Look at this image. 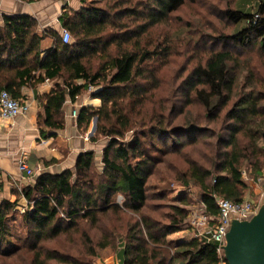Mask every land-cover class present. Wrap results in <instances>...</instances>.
Instances as JSON below:
<instances>
[{"label":"trees","instance_id":"obj_1","mask_svg":"<svg viewBox=\"0 0 264 264\" xmlns=\"http://www.w3.org/2000/svg\"><path fill=\"white\" fill-rule=\"evenodd\" d=\"M194 2L81 0L79 10L60 18L73 41L64 44L52 32L56 46L42 61L44 35L37 33L36 21L2 16L0 92L18 100L21 87L31 81H56V90L43 96V125L54 131L64 127L66 100L74 104L90 93L101 105L81 108L77 126L86 130L97 117L91 140L107 137L108 141L100 173L93 171L95 153L86 151L77 157L73 172H41L22 188L29 209L21 215L25 235L17 242L9 222L18 211V199L0 203V264H93L97 250L106 248L116 251L121 264L220 263L213 242L169 239L187 229V210L173 204L150 205L148 185L153 175L161 174L184 188H194L205 214L213 217L215 198L233 203L246 199L249 184L244 173L253 181L263 177L264 80L253 71L244 72L233 52L256 49L264 56V0H259L255 14L228 10L226 19L233 26L242 20L246 26L217 38L206 61L181 80L168 108L149 110L147 104L160 89V66L150 64H157L162 51L143 40L152 28L165 25L172 13ZM111 47L117 50L115 55L109 53ZM92 59L99 60L94 72L88 67ZM37 71L42 72L38 77ZM195 103L202 111L193 116L185 109ZM177 118L181 119L175 122ZM172 156L182 158V169ZM118 196L123 197L122 205L116 203ZM180 202L186 205V197ZM123 215L131 217L123 228L103 227L96 240L88 232L100 228L104 219L121 221ZM61 240L78 245L80 253L69 255L46 246Z\"/></svg>","mask_w":264,"mask_h":264},{"label":"rangeland","instance_id":"obj_2","mask_svg":"<svg viewBox=\"0 0 264 264\" xmlns=\"http://www.w3.org/2000/svg\"><path fill=\"white\" fill-rule=\"evenodd\" d=\"M86 3H88V0H86ZM258 3L259 0H195L194 3H186L179 10L172 13L170 15L169 21L165 25L163 24L152 28L143 41H150L153 46L158 45L162 51L160 59L158 62H156L157 64H150V67H154L155 65L160 66L157 74L160 83V89L155 92L150 104H147V109L150 110L152 108L158 110L160 107L168 108L173 103V100H171L170 96L177 95L178 92H174L180 85L181 80L199 63L203 64L206 61L213 50L212 47L216 43L217 38L220 35H231L234 32H240L246 26L245 20H242L236 27L233 26L226 19V12L228 10L236 9L243 14H255L258 8ZM98 6H104V3L98 4ZM111 11L113 12L114 10ZM124 22L129 26L131 25L130 27H133V24H131L130 21L124 20ZM103 37L105 36L103 35ZM72 41L73 38L71 36V42ZM216 48L218 49L219 46ZM234 49L236 52L233 53L238 54L239 62L244 72L253 71L257 77H260L264 80V56L256 49H248L244 51L241 49ZM109 53L111 55H115L117 50L114 47H111ZM98 63L99 60L97 59H92L90 61L88 67L92 70V72L97 70ZM178 98L180 99L179 94ZM185 110H188L189 113L191 112V114L195 116L202 111V108L199 104L195 103L190 108ZM179 119L181 118H177L175 122H177ZM106 138L100 137L99 141L107 142L108 138ZM103 144L104 143H99L97 147H95L96 151L94 153L96 155V168H93L94 173H100L102 170L101 155L99 156L96 153L100 152L99 149L102 148ZM171 159L178 167H180L178 169L183 168L182 158L178 156H172ZM36 172L38 174V171ZM162 174H165L163 170ZM166 174L168 173L166 172ZM244 178L249 184L250 191V183H252L253 180L246 176L245 173ZM161 179H163V181H160ZM262 179L259 178L257 183H262ZM252 185L254 184L252 183ZM148 187L149 196L153 198L152 200L148 201L150 205L173 204L181 206L187 210V229L185 230L186 232L182 231L180 234L190 235L193 238L194 233L203 232L204 227L210 226L211 222L209 219L206 220L203 226H198L199 219H201L202 216L206 214H203L204 211L200 205L201 200L197 194V190L194 188H184L180 184L176 183L171 177L165 178L161 174L153 175L149 180ZM160 194H163L165 197L164 199L157 200L156 196ZM254 196V201H256V204L260 205L264 203L263 193L256 194ZM185 197L186 205H183L180 201ZM116 203L122 205L123 197L118 196L116 198ZM25 206H28L25 211L29 209L28 204L23 203L22 205H19L15 217L9 222L15 242L25 235V228L21 220V209H24ZM121 217H123L121 221H117L114 217L110 220L104 219L103 225L99 226L100 228H92L88 230V232H90L91 236L94 238V240H96L100 237L101 228L103 227L109 228L112 225H116L123 228L126 221L131 217L130 215H123ZM46 246L57 250H65L69 253V255L74 256L77 255L80 249L78 245L75 246L70 244L66 240L51 242ZM105 253L111 255L112 262H115L116 251L112 248H106L97 250V256L95 257L93 264H102L104 261L103 254Z\"/></svg>","mask_w":264,"mask_h":264},{"label":"crops","instance_id":"obj_3","mask_svg":"<svg viewBox=\"0 0 264 264\" xmlns=\"http://www.w3.org/2000/svg\"><path fill=\"white\" fill-rule=\"evenodd\" d=\"M81 7V0H40L30 4L20 0H0V25H2L1 19L4 15L28 16L35 20L37 33L44 35L40 43V61H42L49 50L56 46L52 32L57 33L61 40L63 30L60 22L61 16L77 11ZM41 73L37 71L35 76L38 77ZM45 80L39 84L31 81L20 89L21 97L18 101H30L32 103L30 113L19 116L14 121L0 123V203L2 201L14 202L18 199V204H26L21 190L32 184L38 174L48 172L56 175L68 170L73 172L76 159L81 153L95 152V147L99 143H104L99 149L100 152L96 153L100 156L102 155L101 150L106 145V142L91 140L96 134L97 117L91 119L86 130L79 129L77 126V116L81 108L98 109L101 105L100 99L92 98L90 93L79 97L74 104H71L69 99L66 100L62 108L64 120L62 130H49L43 125V106L46 103L43 96L56 90V81L46 82ZM73 111L77 114L75 117L72 115ZM46 140L47 144L43 145L42 141ZM21 157L34 172L32 177H27L25 173L17 170L16 165ZM262 178L260 184L257 181L252 182L254 185L250 183V191L246 199L254 201V195L261 193L264 195V175ZM180 233L182 232L171 235L169 239L179 243H188L193 239L190 235ZM103 256L102 264H121L117 255L114 263L111 255L105 253Z\"/></svg>","mask_w":264,"mask_h":264},{"label":"built area","instance_id":"obj_4","mask_svg":"<svg viewBox=\"0 0 264 264\" xmlns=\"http://www.w3.org/2000/svg\"><path fill=\"white\" fill-rule=\"evenodd\" d=\"M61 41L64 44H68L71 41V36L68 31L62 30ZM49 82V79L45 80ZM32 103L28 100L20 102L14 99L8 92H0V123H7L14 121L19 116H25L31 111ZM75 117L77 114L75 111L72 112ZM42 144H47L46 141H42ZM17 170L20 173H25L27 177H32L34 172L28 167L25 160L21 157L17 162ZM27 204V203H26ZM202 210L205 214V206L200 203ZM215 205L217 208L216 216L204 215L198 221V226H203L206 220L209 219L211 222L210 226L204 227V231L200 233H194L193 239L205 242H213L216 245V253L220 259L219 264H226L223 260V247L226 243V234L229 230L230 223L232 220L247 221L250 220L256 213L259 205L251 199H245L241 203H233L224 199L215 198ZM28 207V206H27ZM22 208V213L25 209Z\"/></svg>","mask_w":264,"mask_h":264},{"label":"water","instance_id":"obj_5","mask_svg":"<svg viewBox=\"0 0 264 264\" xmlns=\"http://www.w3.org/2000/svg\"><path fill=\"white\" fill-rule=\"evenodd\" d=\"M223 257L226 264H264V203L250 220L231 221Z\"/></svg>","mask_w":264,"mask_h":264}]
</instances>
